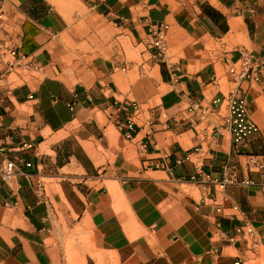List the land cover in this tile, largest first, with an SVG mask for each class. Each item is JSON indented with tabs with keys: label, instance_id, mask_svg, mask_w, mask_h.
I'll use <instances>...</instances> for the list:
<instances>
[{
	"label": "crops",
	"instance_id": "0c3cea01",
	"mask_svg": "<svg viewBox=\"0 0 264 264\" xmlns=\"http://www.w3.org/2000/svg\"><path fill=\"white\" fill-rule=\"evenodd\" d=\"M81 1L111 36L86 59L52 0H0V43L32 62L0 55V264H264L237 232L264 242V72L240 88L259 130L216 132L229 66L264 57V0Z\"/></svg>",
	"mask_w": 264,
	"mask_h": 264
},
{
	"label": "built area",
	"instance_id": "2783aa9c",
	"mask_svg": "<svg viewBox=\"0 0 264 264\" xmlns=\"http://www.w3.org/2000/svg\"><path fill=\"white\" fill-rule=\"evenodd\" d=\"M152 47L156 49L157 53L164 55L166 49L165 33L162 27H157L153 30V40L151 42ZM6 50L12 56V59L6 61L9 69L22 64L24 68L32 67L31 60H28V56L18 52L14 47H6L4 42L0 43V55ZM30 68V67H29ZM264 72V57L257 56L253 51L247 49H241L238 59L233 62L228 68V73L231 74L236 83L237 89L229 92L223 99L227 102V114L223 117L222 122L216 127L217 134H224L228 132L235 143H240L245 137L259 130L258 125L252 120L248 113L247 99L245 95L240 91L241 85L245 80H254L261 76ZM219 98L214 101L219 102ZM133 108H138L136 103H133ZM136 126L132 118H128L126 123V137H130L131 133L135 130ZM31 147L32 144H27ZM179 161V160H178ZM253 164L257 165L256 161ZM260 167H264V163L258 164ZM198 179L201 183H205L209 179L207 173L202 172L197 168ZM15 163L12 160H7L4 164L0 165V178L10 183L15 177ZM196 176H193L195 178ZM227 181H232L227 179ZM241 183L252 184L250 179H244ZM37 192L42 195L44 192L42 182L37 184ZM225 199V196H223ZM220 211V207L217 208ZM237 232L245 238L251 247H257L259 245L264 246L254 229V227L246 223L244 226L237 228Z\"/></svg>",
	"mask_w": 264,
	"mask_h": 264
},
{
	"label": "rangeland",
	"instance_id": "374dc122",
	"mask_svg": "<svg viewBox=\"0 0 264 264\" xmlns=\"http://www.w3.org/2000/svg\"><path fill=\"white\" fill-rule=\"evenodd\" d=\"M56 6L69 13L72 16V25L74 29L81 31V36L78 37V41L75 44L77 53V58H87V55L97 56L102 55L100 51L102 43H106L108 40H111L110 30H107L104 25L101 24V21L97 18L89 16L90 11L84 6L81 0H52ZM128 45H131L127 39H121L120 46L122 55L123 48H125V56L134 57L137 55L130 52L127 48ZM93 48L95 51H93Z\"/></svg>",
	"mask_w": 264,
	"mask_h": 264
}]
</instances>
